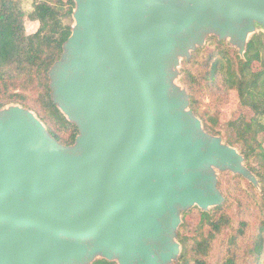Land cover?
Listing matches in <instances>:
<instances>
[{"label": "water", "instance_id": "1", "mask_svg": "<svg viewBox=\"0 0 264 264\" xmlns=\"http://www.w3.org/2000/svg\"><path fill=\"white\" fill-rule=\"evenodd\" d=\"M73 1L48 76L74 143L27 108H0V264H173L182 213L225 200L218 173L259 187L190 109L181 62L209 36L242 57L264 0Z\"/></svg>", "mask_w": 264, "mask_h": 264}, {"label": "trees", "instance_id": "2", "mask_svg": "<svg viewBox=\"0 0 264 264\" xmlns=\"http://www.w3.org/2000/svg\"><path fill=\"white\" fill-rule=\"evenodd\" d=\"M74 8L73 0H33L26 11L21 0H0V108L17 104L33 111L47 131L65 145L74 143L78 129L53 103L48 71L71 34ZM26 20L38 22L35 32L26 34ZM255 62L257 69L253 68ZM180 71L188 87L190 109L201 118L208 133L220 135L215 128L219 106L214 111L201 110L197 97L200 87L211 90L217 100L235 90L240 103L252 111L249 119L239 116L230 126L235 131L233 145L258 179L264 206V171L250 163L264 155L259 137L264 134V31L251 35L242 57L228 41L211 36L189 60L181 62ZM233 179L242 197L224 194L221 205L202 211L196 235L185 236L177 230L181 252L176 264H244L250 254H256V264H264V211L242 187L244 178L234 175ZM249 199L257 207L245 212L244 203L250 205ZM217 241L222 248L213 259ZM92 264L116 263L97 259Z\"/></svg>", "mask_w": 264, "mask_h": 264}, {"label": "rangeland", "instance_id": "3", "mask_svg": "<svg viewBox=\"0 0 264 264\" xmlns=\"http://www.w3.org/2000/svg\"><path fill=\"white\" fill-rule=\"evenodd\" d=\"M27 4H29V2H27ZM24 26H25L26 34H30L31 32L36 31V29L38 28V22L32 23V21L26 20ZM209 37L206 39V41L209 39ZM229 45L233 47L230 43ZM253 68L254 69L258 68V64L256 62L253 63ZM179 69L181 70V66ZM182 75L183 73L179 74L176 83H178L181 87L185 88L189 93L187 85L182 81ZM214 92H219V91H214ZM197 97L199 98V104L201 106V110L214 111V107L219 106V114H218L219 116L215 127L216 130L220 133V135L218 136L222 137V139L226 143L232 144V146L238 149L236 145H233L235 139V131L230 126V122L237 119L239 116H244L246 119H249L253 115L252 111L240 103L237 92L232 89L229 90L226 95L225 94L220 95L218 97L219 100H217L215 97H213V92L211 90L207 89V87L205 86H202L199 88ZM259 137L261 141H263V145H264V134H260ZM250 163L254 166H261L264 171V155L251 159ZM233 176L234 175L229 172L218 173V183H221V186L218 188L222 192L223 196L224 194L231 193L234 195L235 198H240L242 196L235 188L234 185L235 181L233 179ZM242 187L254 198V200L258 205L260 204L261 208L264 211V206L262 205L261 197H260V187L257 188L253 186L249 181L245 179L242 182ZM248 202H250L251 204L249 205L245 202L244 211L247 212L251 209L255 210L257 206L253 202V200L249 199ZM234 207H236V205H234ZM201 213L202 210L197 206H193L182 213L181 215L182 221L178 228L182 235L192 237L197 234ZM221 248L222 246L220 245V241H217V243L215 244V248L212 252L213 259H215ZM256 261H257L256 254H250L244 260V264H256ZM176 262L177 261H175L173 264H176Z\"/></svg>", "mask_w": 264, "mask_h": 264}, {"label": "crops", "instance_id": "4", "mask_svg": "<svg viewBox=\"0 0 264 264\" xmlns=\"http://www.w3.org/2000/svg\"><path fill=\"white\" fill-rule=\"evenodd\" d=\"M33 0H21L22 2V8L26 11H29L31 9V3ZM29 2V4H27ZM37 22V21H32V23ZM34 32V31H33ZM31 32V33H33Z\"/></svg>", "mask_w": 264, "mask_h": 264}]
</instances>
